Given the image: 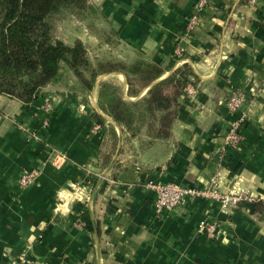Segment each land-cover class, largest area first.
Listing matches in <instances>:
<instances>
[{
  "label": "crops",
  "instance_id": "obj_1",
  "mask_svg": "<svg viewBox=\"0 0 264 264\" xmlns=\"http://www.w3.org/2000/svg\"><path fill=\"white\" fill-rule=\"evenodd\" d=\"M198 1L91 2L116 32L113 45L89 26L77 36L88 50L97 49L96 57L130 61L141 51L161 63L162 78L186 62L196 74V92L180 98L172 138L148 145L145 130L131 138L134 157L116 177L110 170L122 130L103 113L118 140L102 169L115 139L93 112L101 113V80L117 77L127 96L123 73L100 75L89 94L71 89L70 76L28 106L0 94V264H18L22 256L49 264H264V203L226 212L198 197L158 212L147 186L204 187L216 175L221 192L241 187L264 195V0H206L189 30ZM235 90L245 100L231 111ZM241 114L242 142L232 146L226 135ZM26 171L35 179L22 186ZM203 221L217 222L215 237L201 228Z\"/></svg>",
  "mask_w": 264,
  "mask_h": 264
},
{
  "label": "trees",
  "instance_id": "obj_2",
  "mask_svg": "<svg viewBox=\"0 0 264 264\" xmlns=\"http://www.w3.org/2000/svg\"><path fill=\"white\" fill-rule=\"evenodd\" d=\"M66 14L89 20V28L103 41L116 43L111 26L94 23L103 17L90 0H0V94L28 106L50 85L66 83L70 76L76 82L71 89L89 94L100 75L123 73L128 97L117 77L101 80L96 91L101 113L93 112L97 123L115 139L113 150L100 163L102 169L110 163L118 140L115 126L103 113L122 130L123 144L110 170L116 177L134 157L131 138L143 130L148 145L172 138L180 98L189 85L196 84V74L186 62L162 78L165 70L161 63L149 60L141 51L130 61L111 56L93 60L82 40L69 44L57 38L54 21ZM86 179L94 184L97 180L92 174Z\"/></svg>",
  "mask_w": 264,
  "mask_h": 264
},
{
  "label": "built area",
  "instance_id": "obj_3",
  "mask_svg": "<svg viewBox=\"0 0 264 264\" xmlns=\"http://www.w3.org/2000/svg\"><path fill=\"white\" fill-rule=\"evenodd\" d=\"M206 0H199L195 5V12L190 16L188 22V29H193L199 20V14L204 9ZM188 94L195 91L193 85H189L186 90ZM245 100V94L241 90H235L229 97L228 104L231 111L238 110ZM46 111L50 109V105L46 104ZM47 119L44 124H47ZM246 122V117L241 114L230 122V128L226 135V140L229 145L236 146L242 142L241 130ZM32 139H38V134L33 131H27ZM35 179L34 172H23L20 176L19 182L22 186H28ZM147 186L152 188L156 197L154 199V208L158 212L166 209H174L177 206L185 203L192 198H204L206 200L216 201L220 206L229 212L234 208L245 203H264V195L257 194L248 188H233L228 192H221L218 188L217 176L210 179L209 185L204 187L199 186H185L177 183H161L149 181ZM201 228L207 233L209 237H215L218 231V224L215 221L201 222ZM18 264H49L42 261H34L26 256L18 259Z\"/></svg>",
  "mask_w": 264,
  "mask_h": 264
},
{
  "label": "rangeland",
  "instance_id": "obj_4",
  "mask_svg": "<svg viewBox=\"0 0 264 264\" xmlns=\"http://www.w3.org/2000/svg\"><path fill=\"white\" fill-rule=\"evenodd\" d=\"M90 2H92V0H90ZM94 23L97 24L98 26L105 25L107 27V24H105L106 22L102 23V21L99 18L95 19ZM54 25H55L56 36L69 44H73L75 40L78 38L77 36L82 35L85 32L84 28H86V26H89V20L87 21L86 19H83L75 14H66L64 16H57L54 21ZM89 46H90L88 50L89 54L91 58L94 60L96 57L95 56L96 53H98L96 52L97 49L92 47L91 45ZM98 56L101 57L102 53ZM114 58L121 59L118 57H114Z\"/></svg>",
  "mask_w": 264,
  "mask_h": 264
},
{
  "label": "water",
  "instance_id": "obj_5",
  "mask_svg": "<svg viewBox=\"0 0 264 264\" xmlns=\"http://www.w3.org/2000/svg\"><path fill=\"white\" fill-rule=\"evenodd\" d=\"M95 84H97V81H96ZM109 120L112 121V122H114L111 118H110ZM121 145H122V138L120 137L119 148L121 147ZM119 150H120V149L117 150V153H116V156H115L114 160L117 158L118 153H119ZM114 160H113V161H114ZM112 163H113V162H112ZM112 163H111L110 166L106 169L105 174H106V173L108 172V170L111 168Z\"/></svg>",
  "mask_w": 264,
  "mask_h": 264
}]
</instances>
